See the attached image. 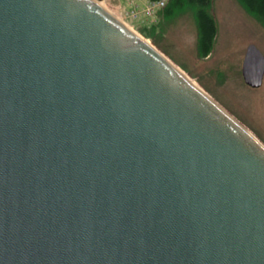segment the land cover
<instances>
[{
	"label": "water",
	"instance_id": "obj_1",
	"mask_svg": "<svg viewBox=\"0 0 264 264\" xmlns=\"http://www.w3.org/2000/svg\"><path fill=\"white\" fill-rule=\"evenodd\" d=\"M103 1L0 0V264H264V145Z\"/></svg>",
	"mask_w": 264,
	"mask_h": 264
},
{
	"label": "rangeland",
	"instance_id": "obj_2",
	"mask_svg": "<svg viewBox=\"0 0 264 264\" xmlns=\"http://www.w3.org/2000/svg\"><path fill=\"white\" fill-rule=\"evenodd\" d=\"M146 0H105L103 7L153 44L217 104L244 125L264 145V83L259 89L246 85L242 66L247 50L255 46L264 57V26L237 0H213L217 24L213 55H198L197 24L192 13L165 21L152 31L156 15L143 10ZM159 41L147 37L148 32Z\"/></svg>",
	"mask_w": 264,
	"mask_h": 264
},
{
	"label": "trees",
	"instance_id": "obj_3",
	"mask_svg": "<svg viewBox=\"0 0 264 264\" xmlns=\"http://www.w3.org/2000/svg\"><path fill=\"white\" fill-rule=\"evenodd\" d=\"M149 2H159L161 0H147ZM244 10L256 17L264 26V0H237ZM213 0H168L166 7L156 13L157 23L151 27L152 31L165 21L172 22L182 15L192 13L197 24L198 55L202 59L213 55L217 36V24L212 15ZM147 37L153 39V43L158 46L159 42L148 32Z\"/></svg>",
	"mask_w": 264,
	"mask_h": 264
},
{
	"label": "built area",
	"instance_id": "obj_4",
	"mask_svg": "<svg viewBox=\"0 0 264 264\" xmlns=\"http://www.w3.org/2000/svg\"><path fill=\"white\" fill-rule=\"evenodd\" d=\"M165 4H166V0H161V1L155 2V3H150V4L146 5L143 12L146 15L151 16L154 14V12L156 10L163 8L165 6Z\"/></svg>",
	"mask_w": 264,
	"mask_h": 264
},
{
	"label": "bare ground",
	"instance_id": "obj_5",
	"mask_svg": "<svg viewBox=\"0 0 264 264\" xmlns=\"http://www.w3.org/2000/svg\"><path fill=\"white\" fill-rule=\"evenodd\" d=\"M180 70V69H179ZM181 71V70H180ZM196 86H198V85H196ZM200 88V87H199Z\"/></svg>",
	"mask_w": 264,
	"mask_h": 264
}]
</instances>
